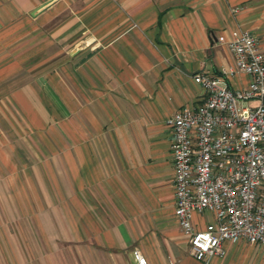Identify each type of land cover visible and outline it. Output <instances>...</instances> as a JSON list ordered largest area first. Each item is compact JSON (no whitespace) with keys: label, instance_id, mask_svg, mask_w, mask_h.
<instances>
[{"label":"crops","instance_id":"crops-1","mask_svg":"<svg viewBox=\"0 0 264 264\" xmlns=\"http://www.w3.org/2000/svg\"><path fill=\"white\" fill-rule=\"evenodd\" d=\"M237 29L264 54V0H0V264H200L166 120L202 101L194 74L234 71ZM222 246L209 264H264Z\"/></svg>","mask_w":264,"mask_h":264},{"label":"built area","instance_id":"built-area-1","mask_svg":"<svg viewBox=\"0 0 264 264\" xmlns=\"http://www.w3.org/2000/svg\"><path fill=\"white\" fill-rule=\"evenodd\" d=\"M234 71L196 73L204 97L166 120L171 131L174 218L200 264L222 258L224 242L264 247V54L249 32L234 30L227 43ZM240 72L247 86L232 90L226 76ZM194 215L211 219L198 228ZM134 264H147L133 251Z\"/></svg>","mask_w":264,"mask_h":264},{"label":"rangeland","instance_id":"rangeland-1","mask_svg":"<svg viewBox=\"0 0 264 264\" xmlns=\"http://www.w3.org/2000/svg\"><path fill=\"white\" fill-rule=\"evenodd\" d=\"M34 25H35V23H34ZM34 25H33V26H34ZM29 28H30V30H31V26H30ZM32 28L34 29V28H35V26H34V27H32ZM32 31H34V30H32Z\"/></svg>","mask_w":264,"mask_h":264}]
</instances>
